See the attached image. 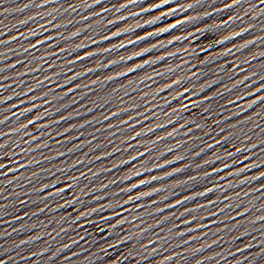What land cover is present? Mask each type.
Instances as JSON below:
<instances>
[{
    "label": "snow or ice",
    "instance_id": "1",
    "mask_svg": "<svg viewBox=\"0 0 264 264\" xmlns=\"http://www.w3.org/2000/svg\"><path fill=\"white\" fill-rule=\"evenodd\" d=\"M46 2H47V0H46ZM239 2H240V0H233L232 4H225V7L230 8L233 5L238 4ZM259 3L264 4V0H259ZM121 7H126V5H121ZM157 7H159V6H157ZM189 7H191V5H189ZM253 7H254V5H253ZM173 11H175V9H173ZM227 23H228V21H225V24H227ZM171 27H175V25H173ZM236 35L238 36V35H240V33H236ZM0 43H3V41H0ZM32 47L35 48L36 45L33 44ZM229 51H231V49H229ZM80 59L83 60L84 58L83 57H80ZM137 67H141V66L138 65ZM0 71H2V69H0ZM129 71H132V69H130ZM41 83H43V82H41ZM45 103H48V101L45 100ZM187 107H188V105H185V108H187ZM25 110H27V109H25ZM113 115H116V113H113ZM105 119H108V117H105ZM0 123H3V121H0ZM124 123H127V122H124ZM29 124H34V121L29 120ZM149 131H153V130L150 129ZM139 135H140V133H137V136H139ZM2 147H3V145H0V148H2ZM237 151H240V149H237ZM141 155H143V153H141ZM133 159H135V158H133ZM2 167H3V165H0V168H2ZM158 167H162V166H159L158 165ZM226 167H227V165H226ZM176 171H179V169H177ZM0 174H2V173H0ZM82 175H83V173H82ZM137 175H139V173H137ZM168 175H172V173H169ZM156 179L157 178L155 176L152 177V180H156ZM191 179H195V177H192ZM142 183H145V182L142 181ZM133 187H136V186L133 185ZM61 191H63V189H61ZM209 191H211V189H209ZM201 195H203V193H201ZM178 203H179V201H178ZM153 251H155V249H153ZM169 259H170V257H169ZM0 264H4V261L3 260H0Z\"/></svg>",
    "mask_w": 264,
    "mask_h": 264
}]
</instances>
